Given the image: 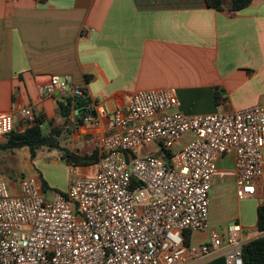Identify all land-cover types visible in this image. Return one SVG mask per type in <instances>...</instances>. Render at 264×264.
<instances>
[{
  "label": "crops",
  "instance_id": "crops-1",
  "mask_svg": "<svg viewBox=\"0 0 264 264\" xmlns=\"http://www.w3.org/2000/svg\"><path fill=\"white\" fill-rule=\"evenodd\" d=\"M54 75L91 94L96 122L78 119L81 106L72 95L42 92ZM170 87L186 114L264 103V0L235 13L206 0H0V113L11 114L14 129L22 131L28 127L22 110L32 108L47 135L56 132L61 146L85 157L81 174L97 172L109 120L118 108H128L134 92ZM60 101H69L67 114ZM6 136H0V166H35L28 147L1 149ZM192 138L186 134L176 149ZM59 156L65 162L60 151ZM234 161L231 154L218 162L210 194L212 229L202 232L210 239L217 232L215 202L233 212L236 200L227 222L242 225L245 245L264 235L257 229L264 176L254 196L239 199ZM3 176L16 192L20 178ZM202 232H192L189 247L205 243L193 240ZM228 251L224 245L208 259L195 255L191 264H228Z\"/></svg>",
  "mask_w": 264,
  "mask_h": 264
},
{
  "label": "built area",
  "instance_id": "built-area-1",
  "mask_svg": "<svg viewBox=\"0 0 264 264\" xmlns=\"http://www.w3.org/2000/svg\"><path fill=\"white\" fill-rule=\"evenodd\" d=\"M42 92L83 99L78 119L96 122L95 100L67 76H52ZM22 115L30 126L33 109ZM14 128V117L0 113V136ZM108 128L97 172L70 165L68 190L52 201L36 176L20 178L14 192L0 174V264H191L224 245L228 264H244L239 222L228 226L226 239L212 232L198 249L186 245V232L210 231V194L223 157L235 156L237 197L256 194L264 176V103L186 114L176 88L139 90ZM186 134L193 138L176 149ZM149 144L169 151L170 162L142 154Z\"/></svg>",
  "mask_w": 264,
  "mask_h": 264
},
{
  "label": "trees",
  "instance_id": "trees-1",
  "mask_svg": "<svg viewBox=\"0 0 264 264\" xmlns=\"http://www.w3.org/2000/svg\"><path fill=\"white\" fill-rule=\"evenodd\" d=\"M253 0H206L207 5L220 11H227L235 13L249 6ZM81 99V98H80ZM78 101V106L83 104V101ZM83 100V99H81ZM70 101V100H69ZM69 101L64 104L60 101L61 111L63 114L69 112ZM81 118H79L80 120ZM78 120V121H79ZM34 123L26 127L24 130L19 131L14 129L6 136V141L1 144L3 150H14L23 147H28L32 158L37 156V152L41 149L48 148L62 152V158L69 165L79 166L85 161V157L79 156L66 147L61 146L58 134L51 133L47 135L42 127L40 119L35 116ZM167 163L170 162L171 153L169 151L161 150L159 155ZM43 184L47 186L46 182ZM257 229L264 232V204L258 208V223ZM190 239L186 236V243L189 244ZM189 246V245H188ZM244 264H264V235L248 242L243 247Z\"/></svg>",
  "mask_w": 264,
  "mask_h": 264
},
{
  "label": "rangeland",
  "instance_id": "rangeland-1",
  "mask_svg": "<svg viewBox=\"0 0 264 264\" xmlns=\"http://www.w3.org/2000/svg\"><path fill=\"white\" fill-rule=\"evenodd\" d=\"M160 146L158 144H149L142 148L141 153H159ZM59 156V151L54 149H45L39 150L37 156L34 158L35 166H0V174L5 176H12L16 178H22L29 174H37L36 177L39 179L45 197L48 200H53L56 193L66 192L69 187L71 180V167L68 166L63 161H57L56 157ZM37 172V173H36ZM43 181L46 182L47 186L43 187ZM226 195V193H225ZM227 196V195H226ZM234 203V211H229L223 206L221 207V201L215 202V210L217 212L216 222L214 229L218 232L219 235L223 236L226 239L228 226L233 222L230 220L228 224L227 220L232 217L235 212L237 201ZM209 226L211 227V221L209 219ZM202 232V231H199ZM205 232H209L205 231ZM188 239L191 240L192 232L188 231L186 233ZM210 237L207 238L205 233H196L194 241H204L209 242ZM203 242V243H204Z\"/></svg>",
  "mask_w": 264,
  "mask_h": 264
},
{
  "label": "water",
  "instance_id": "water-1",
  "mask_svg": "<svg viewBox=\"0 0 264 264\" xmlns=\"http://www.w3.org/2000/svg\"><path fill=\"white\" fill-rule=\"evenodd\" d=\"M81 113V110L77 109L76 115L78 116Z\"/></svg>",
  "mask_w": 264,
  "mask_h": 264
}]
</instances>
